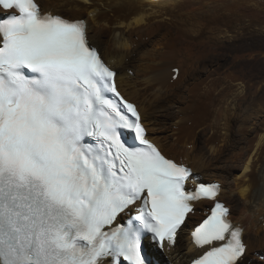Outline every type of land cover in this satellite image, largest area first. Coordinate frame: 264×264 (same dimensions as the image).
I'll return each mask as SVG.
<instances>
[{
	"label": "snow or ice",
	"instance_id": "6c2138e0",
	"mask_svg": "<svg viewBox=\"0 0 264 264\" xmlns=\"http://www.w3.org/2000/svg\"><path fill=\"white\" fill-rule=\"evenodd\" d=\"M0 7L19 12L0 20V264H147L144 242L174 244L191 202L217 186L186 191L190 171L147 138L83 21L42 14L35 0ZM225 216L217 204L194 228L195 244L211 246L194 264L243 256Z\"/></svg>",
	"mask_w": 264,
	"mask_h": 264
},
{
	"label": "bare ground",
	"instance_id": "6f19581e",
	"mask_svg": "<svg viewBox=\"0 0 264 264\" xmlns=\"http://www.w3.org/2000/svg\"><path fill=\"white\" fill-rule=\"evenodd\" d=\"M36 1L42 12L86 19L90 43L137 105L147 138L192 169L190 186H210L202 180L214 176L218 200L238 194L227 205L229 220L244 230L237 264H262L250 255L264 253V0ZM225 155L229 163L219 166ZM193 204L174 244H148L162 264H191L209 249L192 233L213 201Z\"/></svg>",
	"mask_w": 264,
	"mask_h": 264
},
{
	"label": "rangeland",
	"instance_id": "374dc122",
	"mask_svg": "<svg viewBox=\"0 0 264 264\" xmlns=\"http://www.w3.org/2000/svg\"><path fill=\"white\" fill-rule=\"evenodd\" d=\"M42 5V4H41ZM64 14V13H63ZM62 14V15H63ZM65 15V14H64ZM68 17H70V16H68ZM66 18V17H65ZM71 18V17H70ZM85 19V18H84ZM86 20V19H85ZM96 48V47H95ZM98 50H99V48H97ZM133 71V70H132ZM131 74V73H130ZM154 127H159L158 125H154ZM162 138H163V144H164V146L166 147V148H169V149H167V150H170V152L171 153H169L170 155H172L173 157H176L175 155L177 154L176 153V151H174V152H172L173 150H172V143H171V139L169 138V139H166L167 138V134H163L162 135ZM175 154V155H174ZM208 156H210L209 154H208ZM228 157H229V155H225L223 158H221L220 159V163H218V165L219 166H227L226 164L227 163H229L228 162ZM218 175H223V172L222 171H220V172H216ZM208 174H211V172H208ZM215 178H214V176H204V178H203V180H202V183H207V184H219V182H214L213 180H214ZM234 179H235V177H230V182H232V181H234ZM235 197H238L239 199H240V197L238 196V194L236 193V192H228V193H226V198L224 199L225 200V203H227V205H228V203H230ZM232 199V200H231ZM212 204H210V206H211ZM209 206V207H210ZM195 210H196V208H195ZM197 210H201V209H197ZM199 219V218H198ZM179 236V235H178ZM177 240H178V237H177ZM185 242H183L182 244H184ZM177 245H178V241L176 242V245H173V247L174 248H176L177 247ZM155 251H156V248H155ZM160 254L161 255H163V254H165V251L164 250H160ZM260 253V252H259ZM249 256V255H248ZM248 256H246V258L248 259ZM253 257H255V258H257V260L260 262V263H262V264H264V258H262V257H264V253L262 252V253H260V254H257V253H255V252H253L251 255H250V259L251 258H253ZM166 260V259H165ZM160 261L162 262V260L160 259ZM167 261V260H166ZM171 262V261H170ZM249 264H250V262H249Z\"/></svg>",
	"mask_w": 264,
	"mask_h": 264
}]
</instances>
